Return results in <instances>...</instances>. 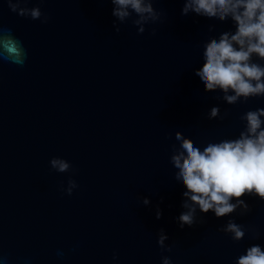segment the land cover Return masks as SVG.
I'll return each instance as SVG.
<instances>
[{
    "label": "water",
    "instance_id": "95a60500",
    "mask_svg": "<svg viewBox=\"0 0 264 264\" xmlns=\"http://www.w3.org/2000/svg\"><path fill=\"white\" fill-rule=\"evenodd\" d=\"M27 7L49 22L21 18L0 0V26L28 52L23 67L0 61V264H161L162 255L172 264H235L249 246L264 248L258 198H243L252 209L243 217L197 209L193 227L177 222L187 189L170 163L175 133L203 148L237 138L241 116L264 108V97L228 105L195 75L204 44L234 31L231 21L184 16L183 0H158L160 22L138 35L128 21L117 34L110 0ZM214 106L229 115L209 120ZM54 157L76 174L52 170ZM69 178L79 185L71 196L60 191ZM229 219L260 238L248 232L233 242L219 231ZM161 229L171 253L157 244Z\"/></svg>",
    "mask_w": 264,
    "mask_h": 264
},
{
    "label": "clouds",
    "instance_id": "9594fccd",
    "mask_svg": "<svg viewBox=\"0 0 264 264\" xmlns=\"http://www.w3.org/2000/svg\"><path fill=\"white\" fill-rule=\"evenodd\" d=\"M5 2L9 10L21 18L40 21L41 24L50 20L39 7H27L31 0ZM110 2L115 18L113 28L117 34L121 31L119 25L128 21L137 28L138 35L146 31V25L161 21L162 13L153 7L158 0ZM183 4L181 14L184 16L194 13L221 23L231 21L235 29L225 31L218 39L211 38L204 44V63L195 75L200 78L205 91L222 93V97L218 98L228 105L264 97V63L253 59L264 61V0H183ZM212 31L214 25L209 26V32ZM151 35H156L155 29ZM27 58L28 52L22 41L12 34L11 29L0 26V61L23 67ZM228 115L226 111L221 117L219 107L214 106L208 113V119H224ZM240 119L245 122V127L237 138L209 142L203 148L180 132L175 133L178 146L171 145L170 163L177 170L175 179L187 189L181 205L185 211L177 218L181 230L197 223V209L201 214L211 211L217 219L233 214L243 217L252 210L244 197L264 201V108L247 111ZM49 163L56 173L75 175L77 172L68 161L59 157L52 158ZM78 187L76 181L69 178L67 187L62 184L60 191L71 196ZM141 202L144 206L150 204L147 198ZM161 216L162 212L157 207L156 218ZM204 222L200 221L201 224ZM219 231L237 243L248 232H251L252 239L260 238L257 229L245 228L234 219H229ZM168 239L161 229L157 244L163 253L172 252V247L165 244ZM113 259H117L115 254ZM4 260L0 253V262ZM161 264H172L171 258L162 255ZM235 264H264V248L259 244L249 246Z\"/></svg>",
    "mask_w": 264,
    "mask_h": 264
}]
</instances>
